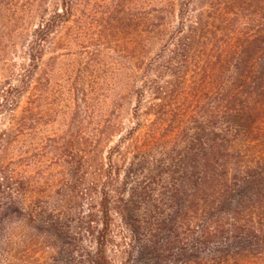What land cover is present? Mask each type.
<instances>
[{"label":"trees","instance_id":"16d2710c","mask_svg":"<svg viewBox=\"0 0 264 264\" xmlns=\"http://www.w3.org/2000/svg\"><path fill=\"white\" fill-rule=\"evenodd\" d=\"M58 1L0 83V264H264V0H166L146 16L121 4L113 20L137 31V128L107 160L78 161L54 201L16 145L42 122L39 71L75 15L76 0Z\"/></svg>","mask_w":264,"mask_h":264},{"label":"rangeland","instance_id":"374dc122","mask_svg":"<svg viewBox=\"0 0 264 264\" xmlns=\"http://www.w3.org/2000/svg\"><path fill=\"white\" fill-rule=\"evenodd\" d=\"M165 1L76 0L74 17L55 33L39 71L42 122L16 145V151L30 152L32 161L21 169L43 185L47 193L41 195L62 200L71 188L78 161L84 162L93 150L99 159L107 160L120 137L137 128L130 116L138 102L125 87L131 67L137 64V31L131 27L124 34L112 15L127 2L131 14L146 16L156 3ZM57 9L58 0H5L0 6V83L17 75L26 62L25 47L39 16L49 17ZM97 49L101 52L93 54ZM78 69L83 80L76 75ZM76 83H86V99L79 109L72 88ZM119 121L124 127H107ZM5 125L0 120V129ZM102 130L115 136L107 142Z\"/></svg>","mask_w":264,"mask_h":264}]
</instances>
